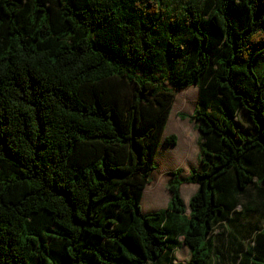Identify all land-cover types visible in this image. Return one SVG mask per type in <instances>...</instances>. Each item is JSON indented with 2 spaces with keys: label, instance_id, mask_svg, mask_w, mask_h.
<instances>
[{
  "label": "trees",
  "instance_id": "trees-1",
  "mask_svg": "<svg viewBox=\"0 0 264 264\" xmlns=\"http://www.w3.org/2000/svg\"><path fill=\"white\" fill-rule=\"evenodd\" d=\"M191 86L200 168L145 213ZM262 198L264 0H0V264H220L219 229L264 264V226L231 230Z\"/></svg>",
  "mask_w": 264,
  "mask_h": 264
},
{
  "label": "rangeland",
  "instance_id": "rangeland-1",
  "mask_svg": "<svg viewBox=\"0 0 264 264\" xmlns=\"http://www.w3.org/2000/svg\"><path fill=\"white\" fill-rule=\"evenodd\" d=\"M256 66V65H255ZM257 72V68L255 67ZM258 74L259 71H258ZM198 98V91L195 86L183 89L178 92L175 97V102L173 109L165 129L164 135L175 136L176 143L174 145L161 143L157 157H156V169L152 173V187L151 190H155L152 194L151 202L148 200V195L143 197L141 208L143 212L150 210L153 204H161L160 207L168 203L170 197V191L168 184L176 176L179 179L185 178L189 175V169H199V140L200 133L196 128L195 122L190 118V115L194 111L196 102ZM186 115V118L183 116ZM189 168V169H188ZM177 173V174H175ZM183 180V179H182ZM163 185L162 190H158ZM182 197L186 198L190 194V188L195 187V185H189L185 183L182 185ZM193 189V188H192ZM164 197V198H163ZM163 198V199H162ZM188 205V201L186 202ZM255 208L256 211L251 212L250 216L245 215L243 212L246 208ZM158 206H156L157 208ZM155 206L153 209L154 210ZM238 212L241 211V215L238 216V220L235 222L232 231L239 235V240H243V236L247 235L250 228L254 229L263 227L264 223V198L259 199L254 204L248 205V200L243 199L242 207L237 209ZM224 231V232H223ZM218 232L224 233L225 242H217L218 247L221 248L224 259L220 264H230V251L227 242V229H219ZM244 232V233H243ZM243 233V234H242ZM187 249L185 246L177 252V259L180 262H186L188 260Z\"/></svg>",
  "mask_w": 264,
  "mask_h": 264
},
{
  "label": "crops",
  "instance_id": "crops-1",
  "mask_svg": "<svg viewBox=\"0 0 264 264\" xmlns=\"http://www.w3.org/2000/svg\"><path fill=\"white\" fill-rule=\"evenodd\" d=\"M191 87H193V86H191ZM189 88V87H188ZM187 89V88H186ZM189 169V168H188ZM193 168H190L189 169V175H190V171L192 170ZM189 175H187L185 178H182L183 180H185L187 177H189ZM181 179V180H182ZM152 182V181H151ZM150 182V184L152 185V183ZM185 183H187V182H184L183 184H185ZM150 184H148L147 185V187L145 188V190H144V194H143V197H144V200H145V196L146 195H148L147 197H148V200L147 201H149V202H151V199H152V194H153V192L155 191H153V190H151V185ZM183 184H181V186H180V191H182V188H183ZM189 185L191 184V185H195L196 186V188L195 187H192V188H190V194L186 197V198H184V197H182L183 198V200H184V202H185V204H186V202L188 201V203H189V200H190V198L197 192V190H198V185L197 184H194V183H188ZM162 188H163V185L161 184V187L158 189L159 191L160 190H162ZM171 193H170V197H171ZM182 195V194H181ZM164 198V197H163ZM162 198V199H163ZM143 200V199H142ZM170 198H169V201H168V203H167V201H166V205L165 206H163V207H160V205L162 204H153L152 206H151V208H150V210L149 211H147V212H145V213H148V212H154V211H159V210H161V209H165L167 206H168V204H169V202H170ZM187 205V204H186ZM154 206H155V209L154 210H151V209H153L154 208ZM156 206H158L157 208H156ZM185 246V248L187 249V255L189 256L188 257V260H189V258H190V250H189V248L186 246V245H184V244H182L181 246H179V248L176 250V262H179L178 261V259H177V252L181 249V248H183ZM181 262V261H180ZM181 263H184V262H181Z\"/></svg>",
  "mask_w": 264,
  "mask_h": 264
}]
</instances>
